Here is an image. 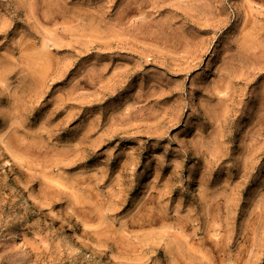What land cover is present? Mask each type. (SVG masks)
I'll return each instance as SVG.
<instances>
[{"label": "rangeland", "instance_id": "rangeland-1", "mask_svg": "<svg viewBox=\"0 0 264 264\" xmlns=\"http://www.w3.org/2000/svg\"><path fill=\"white\" fill-rule=\"evenodd\" d=\"M1 64L0 264H264V0H0Z\"/></svg>", "mask_w": 264, "mask_h": 264}, {"label": "bare ground", "instance_id": "bare-ground-1", "mask_svg": "<svg viewBox=\"0 0 264 264\" xmlns=\"http://www.w3.org/2000/svg\"><path fill=\"white\" fill-rule=\"evenodd\" d=\"M42 50V49H41ZM6 52V51H5ZM43 52V51H42ZM10 54V53H9ZM44 54V53H43ZM33 55V54H32ZM36 55V54H35ZM45 55V54H44ZM47 55V54H46ZM30 56H31V54H30ZM29 56V57H30ZM47 56H49V55H47ZM54 56V55H53ZM28 57V56H27ZM33 57V56H32ZM31 57V58H32ZM41 57V56H40ZM44 57H46V56H44ZM55 57V56H54ZM53 58V57H52ZM3 60V59H2ZM26 60V59H25ZM43 59H42V57H41V61H42ZM47 61V60H46ZM3 64H4V62H2ZM32 63V62H31ZM41 63V62H40ZM44 63V62H43ZM10 64V63H9ZM9 64H8V66H9ZM48 65V64H47ZM47 65H45V66H47ZM1 66H2V64L0 65V69H1ZM4 66V65H3ZM42 66V65H41ZM49 67V66H48ZM10 68H11V66H10ZM47 68V67H46ZM3 69H5V68H3ZM48 69V68H47ZM6 70H8V68L6 69ZM5 70V71H6ZM40 70V69H39ZM45 70V69H44ZM38 71V70H37ZM41 71V70H40ZM1 72H2V69H1ZM50 72V71H49ZM46 73H48L47 72V70H46ZM1 74V73H0ZM46 75V74H45ZM30 77V76H29ZM40 77V76H39ZM33 78V77H32ZM45 79V78H44ZM43 79V80H44ZM40 80H42V78H40ZM39 80V81H40ZM42 80V81H43ZM41 81V84L43 83ZM35 83V82H34ZM39 83V82H38ZM49 83H51V82H49ZM33 85H35V84H33ZM39 85V84H38ZM44 87V85L42 86V88ZM34 88V87H33ZM36 88V87H35ZM42 88H40L41 90H42ZM28 89V88H27ZM29 90V89H28ZM33 90V89H32ZM36 90V92L38 91L37 89H35ZM40 90V91H41ZM29 91H31V89L29 90ZM44 91V90H43ZM39 92V91H38ZM71 117V116H70ZM69 117V118H70ZM67 118V117H66ZM89 123V122H88ZM84 127H86V126H84ZM87 128V127H86ZM85 129V128H84ZM86 131H87V129H85ZM85 130L83 131V132H85ZM15 132H13L12 134H14ZM87 133V132H86ZM16 134V133H15ZM85 134V133H84ZM83 134V135H84ZM16 135H18V137H19V134H16ZM15 136V135H14ZM86 136V135H85ZM85 136H84V138H85ZM15 137H17V136H15ZM17 137V138H18ZM23 138H24V136H22ZM82 137V136H81ZM12 138V137H11ZM10 138V139H11ZM16 138V139H17ZM20 138H21V136L18 138L19 139V141H20ZM15 138H13V140H14ZM80 139V138H79ZM12 140V141H13ZM24 140H26V139H24ZM80 140H82V138L80 139ZM18 141V140H17ZM14 142V144L16 145L17 143L19 144V143H21L22 141H23V139H22V141H20V142ZM26 142V143H25ZM35 142V141H34ZM23 143V142H22ZM24 143H25V145L27 146L28 144H27V141H24ZM28 143H31L30 141L28 142ZM17 144V145H18ZM7 145V143H5V141H4V139L3 138H1L0 137V148H2V151L4 152V153H6V159H4V158H2L1 156H0V174L2 175V177L3 178H5V179H9L10 180V182H11V186H12V191H13V193H14V195L22 202V203H24V204H27L31 209H33V210H35V211H37V212H40V213H42V214H44V212H43V210H42V208H41V206L39 205V202L36 200V198L34 197V196H32L31 195V193H29V192H27L26 190H25V188H24V185H23V183H22V181L15 175V174H13V173H11L9 170H8V164H9V161H10V159H9V155L8 154H10L11 152H8V150H6L9 146H6ZM21 145V144H20ZM30 145V144H29ZM31 145L33 146L34 144L33 143H31ZM31 145H30V149L29 150H31L32 148H31ZM19 146V145H18ZM22 147H23V144L21 145ZM26 146H24V147H26ZM17 147V146H16ZM22 147H20V148H22ZM18 148V147H17ZM69 148V147H68ZM9 149V148H8ZM28 149V148H27ZM61 150H63L64 151V147L61 149ZM66 150V149H65ZM68 150V149H67ZM70 150V149H69ZM8 153H7V152ZM9 151H11V149H9ZM68 152V151H67ZM13 153V152H12ZM62 153V152H61ZM13 155V154H12ZM11 155V156H12ZM12 158V157H11ZM13 159V158H12ZM151 210V209H150ZM149 214H150V212H149ZM157 214V213H156ZM161 214V213H160ZM45 215V214H44ZM43 215V216H44ZM184 216V215H183ZM152 218H154V216L152 217V216H150V219H152ZM180 220V219H179ZM164 222V221H163ZM176 223H178L177 221H176ZM166 225H164L165 227L166 226H170V225H167L168 223H165ZM170 224V223H169ZM179 224V223H178ZM182 224V223H181ZM163 225V224H162ZM161 225V226H162ZM180 225V224H179ZM174 227V226H173ZM184 231H185V229H184ZM183 231V232H184ZM162 232V231H161ZM166 232H168V234H169V230L168 231H166ZM173 232V231H172ZM65 233H67L71 238H72V240L76 243V244H79V245H81V246H83V247H85V248H89L88 247V244L84 241V239H82L81 238V236L78 234V233H75V232H73V231H70V230H67ZM174 233V232H173ZM172 233V234H173ZM186 233V232H185ZM166 235H167V233H165ZM164 235V234H163ZM175 235V239H177L176 237H178L177 236V234H173V236ZM186 235H187V233H186ZM167 237H168V235H167ZM166 237V238H167ZM70 238V239H71ZM169 240L171 239V237H170V235H169ZM185 238H188L187 236L185 237ZM200 238V237H199ZM198 238V239H199ZM178 239H180V236H179V238ZM201 239V238H200ZM168 240V241H169ZM173 240H174V238H173ZM181 240V239H180ZM187 240V239H186ZM167 241V242H168ZM189 241V240H188ZM188 241H182V243H186L187 242V244H188ZM175 242H177V243H175V244H177V246H179L178 245V243H180L178 240H176ZM199 242V241H198ZM169 245H170V247H172L171 246V243H173L174 244V242L173 241H169ZM192 244L194 245V243H193V241H191V247H192ZM181 245V244H180ZM185 245V244H184ZM176 245H175V247H172L173 249H175L176 247H177ZM181 246H183V245H181ZM186 246V245H185ZM188 246H190L189 244H188ZM184 247V246H183ZM186 249L188 248V247H185ZM196 248V249H195ZM179 249V252H180V248H177L176 250H178ZM182 250H183V248H181ZM185 249V250H186ZM198 250V248L197 247H194L193 246V250ZM182 251L183 253H185L186 251ZM188 250H189V248H188ZM187 250V252H188V255H190L189 254V252L190 251H188ZM192 250V251H193ZM173 251V250H172ZM173 252H176L175 250L173 251ZM178 251L176 252V253H179ZM182 252H180V255H181V253ZM186 252V253H187ZM176 253L174 254V255H176ZM182 253V254H183ZM190 253H192V252H190ZM193 253H195V252H193ZM192 253V254H193ZM180 255H179V258H181L180 257ZM185 255V254H184ZM196 255V254H195ZM177 256V255H176ZM183 256V255H182ZM185 258H186V255L184 256ZM191 257V256H190ZM183 258V257H182ZM193 258V257H192ZM190 259V258H189ZM192 260V259H191ZM191 262V261H190Z\"/></svg>", "mask_w": 264, "mask_h": 264}]
</instances>
